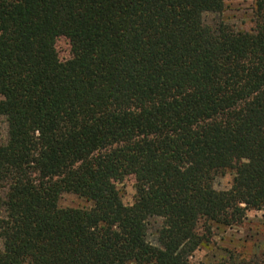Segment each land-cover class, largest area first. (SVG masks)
<instances>
[{"label": "trees", "instance_id": "trees-1", "mask_svg": "<svg viewBox=\"0 0 264 264\" xmlns=\"http://www.w3.org/2000/svg\"><path fill=\"white\" fill-rule=\"evenodd\" d=\"M231 1L0 0V264H190L201 223L264 211V0L252 32L204 23Z\"/></svg>", "mask_w": 264, "mask_h": 264}, {"label": "rangeland", "instance_id": "rangeland-1", "mask_svg": "<svg viewBox=\"0 0 264 264\" xmlns=\"http://www.w3.org/2000/svg\"><path fill=\"white\" fill-rule=\"evenodd\" d=\"M206 25L218 23L227 25L237 32H252L255 28V1L236 0L226 4L222 14H206L203 17ZM55 50L60 62L70 60L76 54L75 44L65 38H59ZM7 141V123L0 118V144ZM233 173L225 172L218 175L213 187L216 191H228L233 182ZM115 186L124 205H132L134 201V178L124 177L115 181ZM62 208L89 209L91 204L72 195H64L60 200ZM162 221L152 219L148 222V241L155 242V233ZM206 225V224H205ZM201 223L198 232L204 234L207 242L202 245L190 258V264H217L227 258L229 252L245 255L260 254L264 250V211L248 210L241 226L225 227L218 224H209V233ZM204 227V228H203ZM0 241V251H2Z\"/></svg>", "mask_w": 264, "mask_h": 264}]
</instances>
